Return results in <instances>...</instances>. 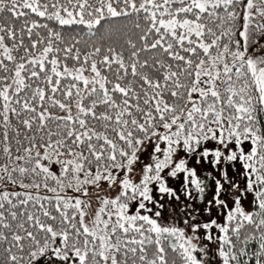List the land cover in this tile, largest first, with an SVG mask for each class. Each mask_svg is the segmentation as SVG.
Returning a JSON list of instances; mask_svg holds the SVG:
<instances>
[{
	"label": "snow or ice",
	"instance_id": "obj_1",
	"mask_svg": "<svg viewBox=\"0 0 264 264\" xmlns=\"http://www.w3.org/2000/svg\"><path fill=\"white\" fill-rule=\"evenodd\" d=\"M0 264H264V0H0Z\"/></svg>",
	"mask_w": 264,
	"mask_h": 264
}]
</instances>
